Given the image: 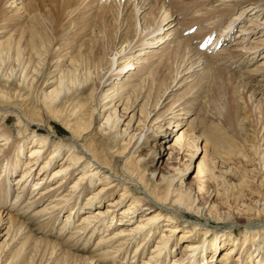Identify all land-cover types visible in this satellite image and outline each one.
<instances>
[{"label": "bare ground", "instance_id": "6f19581e", "mask_svg": "<svg viewBox=\"0 0 264 264\" xmlns=\"http://www.w3.org/2000/svg\"><path fill=\"white\" fill-rule=\"evenodd\" d=\"M96 1L74 0L76 4L73 8L71 0L66 3L70 7L67 15L74 16L68 20L69 25L76 23L72 28L74 34L77 33L76 30L91 27L92 24L96 27L92 25L94 28L91 33L81 36L82 43L78 45V55L72 58V66L55 75L50 82L46 83L45 80L36 105L24 109L19 102L14 101L18 97L24 98L25 95H18L8 80L3 83L5 89L0 90L3 92L2 95L0 94V166L2 165L0 167V238H4L0 244L9 248L15 243L27 249L26 247H32L33 244L30 243L35 241L36 245L50 246L49 260L54 255L53 263L64 259L63 262L67 264H100L103 259L110 256L112 261L123 264L121 255L128 246L137 242L134 255L137 253L143 255L147 252L148 244L155 242L149 251V256L140 264H164L171 256L173 259L181 248L179 256L174 258L171 264H264V228L254 231L245 229L247 232L244 234V244L241 247L245 249L239 252V238L232 235L235 231L216 229L217 231L211 233L209 227L203 224V222L210 224V221L201 222L202 212L205 215L206 212L211 213L210 207H196L195 195L192 196L193 187L182 178L183 171L178 170L173 176L162 173L158 180L156 177L158 169L148 174L142 159L134 155L137 146L155 138L170 125L178 131L181 129L185 123L183 114L194 112L193 98L189 89L197 86L198 80L203 81L213 72H225L236 81H240V86L249 88L248 92L262 106L259 115L264 114V92H261L264 91V19H262L264 0H119V2L123 1L121 11L123 18L113 36L111 33L107 34V29L99 24L100 21L98 23V17H101L105 10H101L100 13ZM6 2L4 3L6 7H10L8 12L12 10L15 15L19 14L18 18L29 19L28 27L33 29L29 31L32 35L34 32L36 37L39 34L41 19L50 22L53 20L54 12L51 10L53 4L48 3L47 0ZM39 6L49 10L43 13L39 11ZM78 17L84 21L82 25L81 21L75 22ZM5 27L0 33L6 32ZM238 27L240 28L233 36V30ZM205 32H208L207 35H204ZM105 37L107 40L118 37L119 49L104 62L105 56H100L98 42ZM206 41H210L208 46L205 50H201ZM36 44L32 45V51L28 53V62L24 65L22 78L19 81L27 88H30L35 81L40 65L38 61V64L35 63L36 68L29 71L28 66L34 58L32 53L43 52L37 50ZM3 49L4 47L1 49L0 62L5 61ZM6 58L10 59V54ZM17 58L20 59L19 54ZM92 59H96L94 66L108 67L103 84L105 87L112 85L114 89L113 94L109 92V88L103 90V101L108 97L109 100L99 113L104 119L100 125L101 133H104L101 141L90 136L91 122L83 115L87 112H81L83 104H77L75 110L69 107L72 105L71 102L64 104L65 100H70L68 94L75 88L74 86H81L89 80L92 74L90 73ZM85 63L86 65H82ZM173 63L177 65L174 73H171L170 83L164 90L162 88L161 93L158 92L156 96L154 94V105L149 108L155 88L153 85L158 80L154 78V73L158 74L160 70L170 73ZM80 65L83 66L82 72ZM133 68L136 71H131ZM52 84H55L54 87ZM185 87L188 90L183 91L184 94L178 91L179 88ZM255 87H261V90ZM132 88H134L132 92L140 89V94L146 92L148 88L141 112L139 111L144 117L139 120V124L143 127V131L139 129L142 131L139 136H137L138 130L133 133L128 130L135 121L137 110L130 116L127 128L122 130L121 117L118 113L120 103H113L116 98L118 100V97H122L125 91L128 92V89ZM140 94L137 93L138 96ZM131 95L128 93L125 100L129 102ZM167 98V102L174 100L171 106L174 105L169 107L166 113L158 114V107H161L163 99ZM130 108L135 109L136 106ZM64 111H70V114L63 115ZM5 116H12L11 118L15 119V131L8 128L7 121H4ZM45 118L48 119L49 124L45 123ZM196 119L197 117H192L190 120L192 134L196 130L192 125ZM55 122L62 123L67 128L66 131L70 133L72 141L58 139L59 134L54 131ZM41 126L46 127L47 133L38 132L37 128ZM171 131H168L169 136H173ZM14 132H17L16 138ZM119 135L129 137L124 142L127 146L116 148L113 142ZM182 137L183 135L179 139L182 140ZM193 140V143L198 144L199 136L195 135ZM258 146L255 154L258 155L259 161L262 159L264 165V151H260V143ZM161 147L165 149L168 144L162 141ZM26 149H28L26 159H23ZM64 150H67L66 156L63 155ZM49 151L50 154L45 157ZM222 152L234 153L226 147ZM220 157H222L221 152L212 155L211 165L205 164L208 166L200 169L199 173L206 172L209 179L219 178L217 163L225 162L223 157L222 160ZM117 159H121V162H117ZM22 163L23 167L20 168ZM52 167L49 176L48 170ZM20 170H22L21 174L13 181L11 175L19 173ZM228 170L231 171V167ZM35 174L41 177L35 180L33 190L28 193L30 180ZM89 189L91 193L86 196L85 201H82V195ZM118 190H121V193L113 198ZM10 193L13 196L8 204ZM127 202H129L128 206L124 207ZM38 205L41 207L39 206V209L32 214L33 216L40 214L44 217V219L39 218L45 223L39 224L38 230L47 236L53 234L51 224L61 217L62 212L69 211L63 219L61 233L56 235L60 239L70 227L69 219L83 210L84 215L73 227L79 233L76 239L78 242L81 241L82 235L85 234L84 244H88L93 235L100 232L96 243L97 248L101 250L98 251L100 253L97 255L98 258L97 253L95 260L94 257L82 256L66 250L59 241L32 235L21 216ZM189 214L198 219L188 218ZM235 215L241 214H230L225 218L227 221H237ZM181 217L185 221L182 222ZM117 226L119 229L113 232ZM181 231L182 233L178 235ZM197 232L203 234L202 240L198 239ZM247 234L254 237L251 242L247 239ZM38 249L41 254L47 252L46 248ZM209 249L212 251L211 257L207 251ZM205 259L208 260L205 262Z\"/></svg>", "mask_w": 264, "mask_h": 264}, {"label": "rangeland", "instance_id": "374dc122", "mask_svg": "<svg viewBox=\"0 0 264 264\" xmlns=\"http://www.w3.org/2000/svg\"><path fill=\"white\" fill-rule=\"evenodd\" d=\"M6 1L8 0H0V31L3 30L2 28L7 26L4 29L6 30V32L0 33V53L2 47H4L3 55L5 58L4 62H0V75L4 79L6 78L5 80L1 79L2 77L0 76V90L5 89L3 83L7 82L8 80L9 84H12L11 87L14 89V91H17L18 95H25L24 98L21 99L18 97L14 99V101L16 100V102H19L24 109H27L36 105L37 97L39 96L46 81V83L50 82L54 79L53 77H55V75H59L61 72L69 69L72 66V58L78 55L77 48L78 45L82 43V37L84 35L90 34L92 29L94 28L93 26L96 27V25L92 24L93 26L91 25V27L76 30L78 34H74L72 28H74L76 23H73V25H69L70 23L68 20H70V18H73L74 16L72 15L73 17H69L67 15L69 14L68 11L70 10V7L67 6L69 4H66L68 0H47L48 3L50 2L53 4L51 8V10H53L54 12L53 20L50 22L49 20L41 19V25L38 30L39 34H37L36 37V34L34 32L33 36L32 32L29 31L33 30L31 27H28V24L30 23L28 22L29 19H27L26 17L18 18L17 16H19V14L15 15L12 10V12H8L10 7H6L7 5L4 4ZM27 1L29 0H24V3ZM120 2L119 0H107V2H105V0L96 1V6L98 4L100 13H102L101 10H105V13L101 14V17L104 19V21L103 19H101V17H98V23L100 21L99 24H102L103 28L107 29V34L111 33L112 36L116 34L123 18V14L121 15V11L123 9V1ZM6 3H10V0ZM70 3L72 8L73 5L76 4L74 0H71ZM39 8V11H42L43 13H45L46 10H49L47 8L44 9L45 7L43 8L39 6ZM262 19H264V14L262 16ZM76 21H81V25L83 24L82 22H84L80 19V17L76 18L75 22ZM195 26L197 27V25ZM239 28L240 27L233 30V36L237 33ZM24 32H26V34ZM207 33L208 32H205L204 35H207ZM21 34L23 35V38ZM108 40L105 37L103 40L98 42L100 56H105L104 62L111 57L112 53L116 52L119 49V44L117 42L118 37ZM208 42L210 41L205 42L204 48H199L201 50H205L208 46ZM34 43H37V50H43V52L40 53L41 55L37 54V52L32 53L34 54V58L31 61V64H29L28 66L29 71L36 68L38 61L40 62V65L39 71H37L36 73L35 81L31 86L32 88H27L23 84H20L19 81L22 78L21 73L23 72L24 65L28 62V53L32 51V45ZM73 44H75L76 47H73ZM29 48L31 50H29ZM8 54H10V59L6 58ZM17 54L20 55V59L17 58ZM96 59H92L91 61V63L93 64H90V73L92 74H90L89 80L81 86H74L75 88H73V90L68 94V96L71 97L70 100H65L64 104L66 105V102H71L72 105H69V107H71L72 109L74 108L75 110L76 105H80L82 103L83 105L81 104V107L83 111L81 112L86 111L87 113H83V115L86 118L90 119L91 122L90 136L96 137L97 140L101 141V137H103L104 133H101L100 125L104 122V119L100 117L99 113L100 111H102L103 105L106 104L109 100L108 97L103 101V93L109 88V92L113 94L114 89L112 88V85L106 87L104 86L105 84H103V81L104 77H106V75L104 74L107 73L106 70H108V67H106L105 65L104 67H102V70L101 67L98 68L97 66H94V61H96ZM82 65H86V63ZM82 65H80L81 72L83 69ZM176 65L177 63H173V72L171 71L170 73H168L169 71L160 70L158 74L154 73V78L158 80L153 85L155 86V88L153 89L149 108H152L154 105V94L156 96L158 92L161 93L166 88L165 86L170 83V77L174 73ZM131 71L134 72L136 71V69L133 68L131 69ZM166 72L167 74H165ZM247 80L248 79H246V82ZM198 82L200 83H198L199 85L197 84V86L195 85L194 88L189 89V91H191L190 95L192 94L191 96L193 98L194 112L188 115L183 114L182 117L185 123H183L181 129L178 131L174 127L172 128V126L170 125L169 128H165L160 133H158L155 138H152L149 141H144L142 144L137 146L134 149V155L136 154V156L142 159V163L145 164L148 174H151L153 171H156V169H158L156 171L157 179L160 178V175L162 173L173 176L174 174H177L178 170L183 171L184 176L182 178H184V181L187 182L188 185H191L193 187L192 196L195 195L196 207H210L211 213L206 212L205 215L202 212L203 216L202 218H200L202 219L201 222L210 221V224H206L204 222L203 224L205 225V227H209L211 233L217 231L216 229H221L223 231H235V233H232V235L234 237L238 236L239 238L240 248L238 251L240 252L241 250L245 249L241 247L244 244V234L245 232H247L246 230L254 231L256 229L264 228V165L262 159L261 161H259L258 155L255 154V151H258L259 143L260 151H264V114L259 115L262 106H260L259 103H257V100H255L254 96L252 97L248 92L249 88L240 86V81H236L235 78L231 77L225 72H213L203 81L198 80ZM52 85V87H54L55 84ZM255 88L257 90H261V87ZM133 89L134 88L128 89V92L125 91V93L122 94V97H118V100L116 98L114 102H112L115 104L120 103V105L118 106V113L121 117L120 128L122 130L127 128L130 123V116H132L133 112L137 110L134 119L135 121L132 123L131 128L128 130L131 131V133L138 130L137 136H139L143 131V127L139 124V120L141 118H144L140 113L141 106L145 101L144 99H146L144 95L148 94V88L146 92L144 91L141 93L142 95L140 94V89L134 91L135 93L132 92ZM186 90H188V88L186 89L185 87L183 89L179 88L178 91L184 94L183 91ZM128 93H131L133 95H131L129 102L126 101ZM137 93H139L140 95L138 96ZM0 94L2 95L3 92H0ZM165 96H167V94H165ZM167 101L168 98L163 99L162 106H159L157 109L158 114L166 113L169 110V107H172L174 105L173 104L171 106V103L174 100H171V102ZM109 104L110 103H108V105ZM125 105L127 106V109ZM131 105L136 106V108H130L132 107ZM69 114L70 111L63 112V115L66 116H68ZM11 117L12 116H5L4 121H7V126L9 129L15 131V119ZM192 117H197L195 122H193L192 124L196 127V130L193 134L191 133L192 126L189 125ZM44 120L46 124H49L47 118H45ZM1 121L3 120L1 119ZM41 127L37 128L38 132L47 133L46 127ZM170 128H172V131L170 130ZM66 129L67 128L62 123L55 122L54 131L59 134L58 139L63 141H72V139H70V133L66 131ZM139 129L142 131H140ZM165 130L167 131L166 134ZM168 131H171L173 133V136H169ZM14 133L16 138L17 132ZM181 135H183L182 140L179 139L181 138ZM195 135L199 136L198 144L193 143ZM167 136H169V138ZM128 138V136L119 135L113 143L114 145H116V148L124 147L127 146L126 144H124V142L127 141ZM142 139L141 142L143 141ZM162 141L168 144L167 148L161 149ZM224 147L229 148L234 153L226 154L222 152L224 151ZM162 150L164 151V153ZM27 152L28 149L24 151L23 159H26ZM220 152L222 153L223 161L225 162L220 161L219 164L217 163L216 169L217 174L220 175L219 178L209 179V175L206 172H202V174H200V169L206 168L208 165L205 166V164H210L212 162V155ZM66 153L67 150H64L63 155L66 156ZM49 154L50 151L46 154L45 157H47ZM222 157H220L221 160ZM116 161L120 163L121 159H117ZM22 167L23 163L20 165V168ZM230 167L232 169L231 171L228 170V168ZM52 169L53 167L51 168V170H48L49 176L51 175ZM21 172L22 170H20L17 174L11 175L12 180L15 181V179L21 174ZM36 176L37 175L35 174V177L31 178L30 180V189L28 190V193H31V191L33 190L35 180L41 177ZM48 184L50 183H47V185ZM89 193H91V189L84 192V194L82 195V201H85V198ZM120 193L121 190H118V192L112 197H117ZM12 196V193H10L8 197V204L10 203ZM128 203L129 202H127L125 204L126 206L124 207H127ZM39 206L40 205L31 208L30 211L24 214L25 217L21 216V218L23 217L25 224L28 226V229H30L29 232L32 233V235L36 236L37 238H49V240L52 239L53 241H59V243L63 245L66 250L72 251L75 254L94 257L95 260L98 258L97 255H100L98 251L101 252V250L97 248L98 246H96V243L101 234L100 232V234L98 233L93 235L88 244H84V241L86 240L85 234L82 235L81 241H77L78 237L76 235H78L79 233L73 227L77 225V223H79L80 218L84 215L85 212L83 210L79 211L78 215H76L75 217L72 216L69 219L68 224L70 225V227L64 232L63 238L60 239L56 235H59L61 233L60 230L62 228L63 219H65L69 211L66 210L65 212H62L61 217L57 219L55 223L51 224L50 228L53 227V234H49L47 236V234H44L43 232H40L38 230L40 227L39 224L45 223L44 220L39 219L42 216L38 214L36 215V217L32 214L34 211L39 209ZM236 213L241 214L235 215L237 221H227L228 215H234ZM120 216L121 215H119V217ZM188 216V218H192L193 220L198 219L197 217L191 216L190 214ZM28 217H30V220L28 219ZM41 219H44V217H42ZM180 220L185 221V219L182 217L180 218ZM248 222L250 223L245 224ZM117 229H119V226L115 227L113 232L117 231ZM70 232L71 234L73 233L72 236ZM181 233L182 231L178 235H180ZM197 233L198 239L202 240L203 234L199 232ZM211 235L213 236L214 234ZM247 237L249 242H251L254 238L250 237L249 234H247ZM157 238L158 236H156V239ZM3 239L4 238H0V243H2L1 241ZM154 243L155 242L148 244L147 252H145L143 255L140 253L134 255V247L137 242L131 244L126 248V250H124L123 255H121V257H123L124 259H122L121 261H124L123 264H140L149 256V251L152 249ZM30 244H33V246L29 248L26 247L27 249H23L22 247H20V245H16L15 243L9 248L5 247L4 244H0V264H67L66 262H63L64 259H62V261L53 263L52 260L55 259L54 255L51 257V260H49L48 251H50V246H39L35 244V241L31 242ZM38 248H46V254H41L40 252H38ZM181 251L182 248L181 250L179 249L176 252L174 258H177ZM207 251H209L211 257L212 251H210V249ZM95 254L97 258L95 257ZM210 257H208V259ZM215 257L216 256H214V258ZM107 258L103 259L100 264H120V262L118 261H112V258L110 256ZM173 259L171 256V258H169L164 264H171V261ZM208 259H205V262Z\"/></svg>", "mask_w": 264, "mask_h": 264}]
</instances>
